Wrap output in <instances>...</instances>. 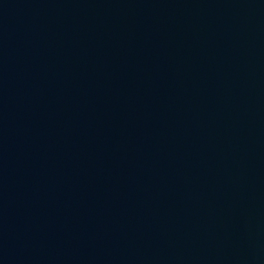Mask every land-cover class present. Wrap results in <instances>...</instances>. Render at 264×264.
<instances>
[{
  "label": "water",
  "instance_id": "95a60500",
  "mask_svg": "<svg viewBox=\"0 0 264 264\" xmlns=\"http://www.w3.org/2000/svg\"><path fill=\"white\" fill-rule=\"evenodd\" d=\"M0 264H264V0H0Z\"/></svg>",
  "mask_w": 264,
  "mask_h": 264
}]
</instances>
